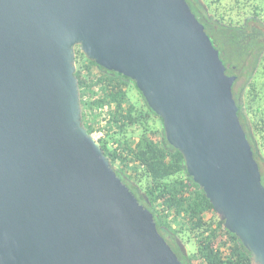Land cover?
<instances>
[{"label":"water","instance_id":"95a60500","mask_svg":"<svg viewBox=\"0 0 264 264\" xmlns=\"http://www.w3.org/2000/svg\"><path fill=\"white\" fill-rule=\"evenodd\" d=\"M77 47L135 82L264 264V185L236 77L186 0H0V264H182L83 125Z\"/></svg>","mask_w":264,"mask_h":264},{"label":"trees","instance_id":"16d2710c","mask_svg":"<svg viewBox=\"0 0 264 264\" xmlns=\"http://www.w3.org/2000/svg\"><path fill=\"white\" fill-rule=\"evenodd\" d=\"M205 27L227 69L237 77V100L243 93V120L264 185V0H186ZM241 69V74H236ZM83 125L99 141L121 181L154 216L160 235L172 233L174 252L182 264H253L252 255L224 226L206 194L187 172L183 155L172 147L161 119L149 108L135 82L89 61L76 48ZM244 85L235 91L240 80ZM136 90L143 104L131 102ZM239 110V111H241ZM187 250V249H186Z\"/></svg>","mask_w":264,"mask_h":264},{"label":"flooded vegetation","instance_id":"af4514ba","mask_svg":"<svg viewBox=\"0 0 264 264\" xmlns=\"http://www.w3.org/2000/svg\"><path fill=\"white\" fill-rule=\"evenodd\" d=\"M225 67H226V66H225ZM241 72H242V71H241V69H240V70H238V71L236 72V74H239V75H240ZM226 74H227V69H226ZM227 75L230 76V77H235V76L230 75L229 73H228ZM236 81H237V77H236V80H235L234 83H233V87H234ZM244 84H245V83H244V80H243V79L240 80L239 83H238L237 86H236L235 91H237V93H238V92L240 91V89H241V86L244 85ZM233 87H232V91H233V93H234ZM242 96H243V93H240L239 96H238V99H237V100L234 98V100H235L237 106H238V103L242 106V103H243V98H242ZM233 97H234V94H233ZM237 102H238V103H237ZM242 107H243V106H242ZM238 109H239V107H238ZM239 110H241V109H239ZM238 116H239V119H240L241 125L243 126V120L245 119V118H244V117H245V112L243 111V109H242L241 111H238ZM244 121H245V124L247 125V128H248V126H249V121L246 120V119H245ZM243 129H244V131L246 132V130H245L246 128H244V126H243ZM164 239H165V241L167 242V244L171 247V249L174 251L175 247H174V245H173V242H176L177 239L174 238V237L172 236V233H170V234H165V235H164Z\"/></svg>","mask_w":264,"mask_h":264},{"label":"rangeland","instance_id":"374dc122","mask_svg":"<svg viewBox=\"0 0 264 264\" xmlns=\"http://www.w3.org/2000/svg\"><path fill=\"white\" fill-rule=\"evenodd\" d=\"M262 31L264 32V27L261 28ZM255 79L260 83L264 80V78H261L260 74H258V70L257 73L255 75ZM129 99L131 100V102H134L135 104L141 105L143 104V100L140 96V94L134 89L129 93ZM264 101V100H263ZM187 251L190 253L192 251L195 250L194 245L192 244H187L186 247Z\"/></svg>","mask_w":264,"mask_h":264},{"label":"built area","instance_id":"2783aa9c","mask_svg":"<svg viewBox=\"0 0 264 264\" xmlns=\"http://www.w3.org/2000/svg\"><path fill=\"white\" fill-rule=\"evenodd\" d=\"M93 135V137H94V139L96 140V141H100L101 139H103L104 138V134L102 133V132H96V133H94V134H92Z\"/></svg>","mask_w":264,"mask_h":264}]
</instances>
